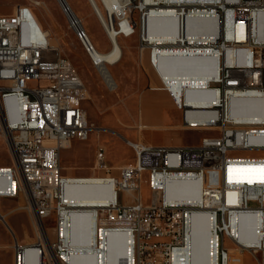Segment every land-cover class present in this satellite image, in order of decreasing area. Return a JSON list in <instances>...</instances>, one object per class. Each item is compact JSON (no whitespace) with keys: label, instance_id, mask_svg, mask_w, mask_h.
<instances>
[{"label":"built area","instance_id":"2783aa9c","mask_svg":"<svg viewBox=\"0 0 264 264\" xmlns=\"http://www.w3.org/2000/svg\"><path fill=\"white\" fill-rule=\"evenodd\" d=\"M91 2L107 35L109 29L119 40L139 35L161 81L162 66L176 61L194 62L209 74L204 87L189 89V98L187 89L179 96L168 91L185 128L211 133L177 146L126 138L132 162L110 166L99 146L93 168L104 175L64 174L63 150L93 130L83 105L85 82L38 27L30 6L0 14V136L11 158L0 164V199H25L22 210L39 230L29 243L9 226L14 264H192L196 221L208 223L214 264H232L235 253H264V218H258L264 214V156L236 154L264 151V116L234 109L250 102L264 111V0ZM65 11L84 47V23L70 7ZM154 18L165 19L156 39L149 25ZM189 18L195 19L190 28ZM91 61L100 73L116 64L99 51ZM81 184L95 185L101 200L76 202L69 190Z\"/></svg>","mask_w":264,"mask_h":264},{"label":"rangeland","instance_id":"374dc122","mask_svg":"<svg viewBox=\"0 0 264 264\" xmlns=\"http://www.w3.org/2000/svg\"><path fill=\"white\" fill-rule=\"evenodd\" d=\"M65 1L84 23L96 48L102 51L109 50L111 40L98 20L92 3L89 0ZM16 5L30 6L38 27L48 31L51 44L59 48L61 53L72 61L87 88V98L83 105L93 124V130L88 139L78 140L72 147L63 150L61 165L64 174L71 176L104 175V170L93 168L99 146L105 148L106 161L110 166L132 162L135 154L126 144V138L153 143L190 144L200 141L202 136L211 133L208 129H191L179 125L180 110L176 108L169 91L152 89L153 86H165L166 83H162L150 66L148 51H142L140 48L139 35L118 39L123 53L120 62L109 67L111 76L117 82V86L111 89L105 81L106 78L104 79V75L97 68L98 66L93 65L91 54L85 46L83 47L82 40L70 27L68 15L60 0H0V14L11 13ZM161 19H151L150 35L152 37L159 36L160 30L158 29L165 24ZM193 64L195 66L194 62L187 65L190 69H183V83L188 84V87H203L204 83L196 82L195 79L198 77L192 75L194 74V70H191ZM161 92L168 94L174 108ZM144 98L154 102L162 116L163 124L172 125L178 121L179 126H165L157 129L141 128V124L161 126L160 120L147 119L142 108ZM235 112L253 116L258 113V110L256 105L248 102L242 105L235 104ZM236 154L264 156V151H240ZM10 162L11 158L4 138L0 136V164ZM111 172L118 174L119 171L113 168ZM143 197L145 202L150 201L151 191L146 184L143 186ZM20 201L24 202L23 198L4 197L0 199V212H9L5 217L6 222L0 218V264H14L10 227L23 242H33L37 234L32 216L26 210L18 209ZM47 226L49 236L53 239L55 236L54 221L49 220ZM74 228L79 229L78 223H75ZM227 244H229L228 241ZM257 255L253 257L250 253L244 255L235 253L232 264H257L259 258H264V253L258 251ZM242 259L245 260L244 263Z\"/></svg>","mask_w":264,"mask_h":264},{"label":"bare ground","instance_id":"6f19581e","mask_svg":"<svg viewBox=\"0 0 264 264\" xmlns=\"http://www.w3.org/2000/svg\"><path fill=\"white\" fill-rule=\"evenodd\" d=\"M89 1L91 2V0H89ZM62 5H63V2H62ZM92 6H93V3H92ZM98 11L100 13V16L103 19L102 9L98 8ZM74 18H79V17L74 13ZM154 19H157V18H154ZM194 20H195L194 18H189L188 19L189 28L192 27V25L194 24ZM149 25H150V23H149ZM77 35L83 42V35H81V34H77ZM87 35H88V32H87ZM108 35H109V38L111 40L110 42L114 43V46L111 47L109 50L102 51V50L96 48L95 44L93 43V41H92V39L90 38L89 35H88L89 37H85V47L89 51V53L91 54L92 59H96V53H97V51H99V54H100V56L103 59H107V60H109L111 62L118 63V62H120V60L122 58V53H123L122 52V48L120 46L118 38L116 37V32H114L112 29H109ZM261 36L264 37V31L261 32ZM152 38L156 39L158 37H152ZM97 66L96 67L100 69V65H97ZM184 68H189L190 69L189 66H184ZM191 70H194L193 71L194 74H192V75L198 77V78L195 79L196 82H200L201 81V82L204 83V86H205L207 84L208 79H209V74L207 75V74H204L201 70H197L196 65L194 66V64H193V67L191 68ZM102 71L103 72L101 74L104 75L103 76L104 79L106 78L105 79L106 83L108 84V86L111 89H114L117 86L116 80L114 79L113 76H111L110 71L108 73V70L104 66H103V70ZM162 81H163V84L166 83V78H165L164 75H163ZM165 88L168 90L170 87H168L165 84ZM190 88L191 87H186V86L182 87L181 92H180L179 95L183 94L186 89L188 90ZM187 94H188V98H189V96L191 97V95H192L190 91H188ZM176 95L179 96L178 94H176ZM258 113L261 114L262 116H264V111L260 112V110H258ZM239 114H241V113H239ZM92 181H97V180H92ZM169 195L173 197V196H178L179 194H177L173 190H169ZM23 200H24V202L20 201L21 203L19 204L18 209L28 208L27 201L25 199H23ZM7 214H9V212L6 213V214H3L2 212H0V218L2 220H4L5 222H6L5 217H6ZM258 218L263 219L264 218V214H259ZM75 230L78 231V229H76V228H75ZM36 231H37V233L39 232L38 227H36ZM212 241L213 240L209 237V234H208V223H207V221H202V222L196 221L195 222L194 258H193L192 264H214L215 250L213 251V246H211V244H212L211 242ZM29 243H32V242H29ZM74 243H77V236L74 237ZM204 244H206V249H204ZM113 256H115V248L113 246H111L110 247V257H113ZM75 261L77 263H81L82 262V260H80V259L75 260ZM91 264H96V263H91ZM111 264H113V263L111 262Z\"/></svg>","mask_w":264,"mask_h":264},{"label":"crops","instance_id":"0c3cea01","mask_svg":"<svg viewBox=\"0 0 264 264\" xmlns=\"http://www.w3.org/2000/svg\"><path fill=\"white\" fill-rule=\"evenodd\" d=\"M161 20L164 21L165 19L164 20L161 19ZM190 63H192V62L186 63L184 61H176V62L171 63V65H163L161 68V73L166 78V85L168 87H170L178 95L180 94L182 87H184V86L188 87V84L183 83L184 80H183V70L182 69H184V66H187ZM152 89L159 90V91L160 90H167L165 88V86H153ZM188 91H189V89H188ZM161 93H163V96L168 100L171 107H173L172 104L170 103V97L168 96V94H166L164 92H161ZM142 108H143V111H144L147 119L152 120V121H155V120L159 121L160 120L159 124H161V126H150L148 124H141L140 125L141 128H155V129H157V128H161V127H165V126L178 127L179 125L184 127L182 124L181 111H180V119H179L180 124L178 125L177 124L178 121H177L176 123H174L172 125H167V124H163L162 116L160 115V113L156 109L154 102H150L148 99L144 98L142 100ZM146 142H150V141H146ZM198 142H196V143H198ZM150 143H153V142H150ZM196 143H190V144H196ZM153 144H161V145H168V146L184 145L183 143H172V142L153 143ZM69 191H70L71 195L73 196L74 200L78 203L96 204L99 200H101V197L99 196L98 192L96 191L95 185L81 184V185L71 187ZM6 213H8V212H5L3 214H6ZM244 262H245V260H243V263Z\"/></svg>","mask_w":264,"mask_h":264},{"label":"water","instance_id":"95a60500","mask_svg":"<svg viewBox=\"0 0 264 264\" xmlns=\"http://www.w3.org/2000/svg\"><path fill=\"white\" fill-rule=\"evenodd\" d=\"M60 1H61V3L63 2L64 9H68L69 8V6H68V4H67V2L65 0H60Z\"/></svg>","mask_w":264,"mask_h":264}]
</instances>
